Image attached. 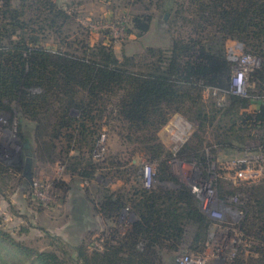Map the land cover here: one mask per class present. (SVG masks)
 <instances>
[{"label":"trees","instance_id":"trees-1","mask_svg":"<svg viewBox=\"0 0 264 264\" xmlns=\"http://www.w3.org/2000/svg\"><path fill=\"white\" fill-rule=\"evenodd\" d=\"M152 1L133 0L130 5L144 3V12L127 16V34L148 33ZM154 1L163 20L173 16L171 25L180 30H170L167 45L118 58L105 45L75 48L80 42L67 40L73 22L59 0H0V117L18 125L24 150L43 147V162H61L71 176L66 189L80 191V212L114 224L103 232L100 249L55 238L51 250L39 251L0 229V264H176L177 253L175 259L201 253L211 221L170 174L168 153L157 137L170 118L180 116L194 126L177 150L182 161L204 165L208 138L216 159L218 152L242 157L246 144L257 141L264 156V0ZM228 42L260 60L246 97L229 92ZM102 132L120 149L107 158L106 177L123 185L114 191L94 184ZM136 154L158 161L151 189L142 186L140 166L128 165ZM14 173L0 162L1 184ZM167 182L171 187L163 186ZM88 183L90 189L79 187ZM250 185L216 193L222 200L238 198L244 213L239 228L250 244L228 264H264V175ZM127 204L135 220L120 234L116 220Z\"/></svg>","mask_w":264,"mask_h":264},{"label":"rangeland","instance_id":"rangeland-1","mask_svg":"<svg viewBox=\"0 0 264 264\" xmlns=\"http://www.w3.org/2000/svg\"><path fill=\"white\" fill-rule=\"evenodd\" d=\"M59 2L62 6L61 9L67 16L72 18L73 30L71 29L72 34L67 40H73V38L79 40L80 44L74 45L75 48L83 45L87 48H94L98 44L105 45L110 47L118 58L121 57L122 52L130 54L140 52L145 46L149 45H167L171 35L170 30L171 32L174 29L175 32L180 30L178 25H171L173 16L168 22L163 20L164 11H159L157 2L154 0L149 4L147 13L155 15V17L148 33L144 36L125 32L128 24L127 16L130 13L144 12L142 11L144 3L130 5L133 0H59ZM177 2L182 4L183 0ZM231 44L232 42H228L225 50ZM204 96L206 98V92H204ZM250 108L252 107L247 108V111H250ZM172 119L170 118L166 125L159 130L157 137L168 153L166 163L169 172L179 184L186 187L191 193L189 186L195 176H213L215 184L212 182V186H214L218 195L220 192L229 194L231 191H238L243 188L249 189L251 182H240L233 179L232 170L229 169L227 164L221 162L220 158L223 156L220 155V152H218L219 160L216 159L217 157H213L212 150L217 148L209 145V138L208 143L204 146L206 154L204 165H199L194 159L189 162L183 160L187 166L184 169L176 168L175 159L179 161H182V159L178 154L173 156L174 143L170 134L175 129L173 128L167 133L164 130L166 126L171 127ZM193 132L194 126L191 125L186 140L190 138ZM256 147V142H253L247 143L244 148L247 156L254 160L257 159L255 157L257 153L253 151ZM22 150L24 149L20 140L18 125L9 123V118L1 116L0 162L11 169L13 168L15 173L6 185L0 183V229L6 232L15 242L39 251L51 250L53 248L51 242L55 238L72 245L84 242L91 249L93 246L100 249V242L104 238L102 234L107 230V223L99 216H94L91 213L90 215L84 214L83 211H79V208L83 207L77 200L81 194L66 189L71 182V176L65 173V169L60 164L61 162L53 164L43 162L48 158L43 147H34L30 144L29 149L24 150L28 154L20 156ZM118 152H120V149L117 144L113 143L112 140L108 141V137L102 132L94 155L99 165L94 184L104 185L110 191L123 186L121 181L114 183L106 177L108 176L106 173L107 158L118 154ZM120 155L124 156L122 153ZM124 157L126 158V156ZM26 158L29 159L28 165L25 164ZM128 160V165L140 166V168L143 162H152L155 170L157 169L158 161L141 157L138 154L133 155ZM196 169L200 173H196L194 171ZM92 184L88 183L86 186L80 185L79 187L87 190L91 188ZM163 186L169 188L171 184L167 182ZM125 206H128L127 214L122 215L121 212L120 217L116 220L115 227L120 234H124L129 228V224L135 220L130 204ZM75 209L79 211V213L77 211V216L74 215ZM228 228L230 230L227 233L229 237L237 239L236 232L243 233L240 228L231 226H228ZM210 234H216L213 222L210 223L207 239L209 244L214 245L218 240L216 236L212 238ZM235 248L237 251L242 248V245L237 243ZM177 254L174 255L175 262Z\"/></svg>","mask_w":264,"mask_h":264},{"label":"built area","instance_id":"built-area-1","mask_svg":"<svg viewBox=\"0 0 264 264\" xmlns=\"http://www.w3.org/2000/svg\"><path fill=\"white\" fill-rule=\"evenodd\" d=\"M226 57L231 64L229 92L246 97L249 92L254 89L253 83L249 81L250 74L260 66V60L255 55L247 53L243 50L240 43H232L228 46ZM170 128H164L165 132L171 131V140L174 143L173 156H176L178 148L186 141L191 125L180 116H175L171 120ZM260 159H252L247 155L232 158L227 162L229 169L233 172V179L240 182H256L263 177V167ZM187 164L184 161L175 159V167L184 169ZM200 173L198 169L194 170ZM155 167L152 162H143L141 165L142 186L144 189H151L154 185ZM213 176H195L190 184L191 193L198 201V206L202 214H204L216 229V244H209L207 239L204 249L198 254H181L177 257V264H225L232 260L236 254L235 246L237 243L242 247L250 246L245 241L241 232L237 231L236 236L229 237L227 233L229 228L237 227L243 219L244 213L239 206L237 197L229 199H220L215 192ZM213 182V184H212ZM128 208L122 210V215L127 214ZM219 235V236H218ZM218 236V237H217ZM221 237V239H220ZM227 238V239H226ZM220 239V241H219Z\"/></svg>","mask_w":264,"mask_h":264},{"label":"crops","instance_id":"crops-1","mask_svg":"<svg viewBox=\"0 0 264 264\" xmlns=\"http://www.w3.org/2000/svg\"><path fill=\"white\" fill-rule=\"evenodd\" d=\"M253 143V142H252ZM256 144H257V147L256 148H254L253 149V151H256L255 153H257L256 155H255V157L256 158H258V159H260L261 160V162H260V164L262 165V167H263V173H264V156H263V154H262V152L261 151H259V148H258V146H259V142L257 141L256 142ZM243 155H247V153H243L241 156H243ZM221 159V162H223V163H225V165L227 164V162L230 160V159H228V158H226V156H223V157H221L220 158ZM114 183H116V182H114ZM111 191H114V189H112ZM79 193H80V191H78ZM77 211L78 210H76L75 209V213H74V215L76 214V216H77V214L79 213H77ZM92 215H94V216H99L98 214H95L94 212H90ZM90 215V214H89ZM100 217V216H99ZM101 218V217H100ZM102 219V218H101ZM107 225V228H108V226H111V227H113L114 226V224H112V223H108V224H106ZM129 230V228L127 229V231ZM242 248H244V247H242ZM246 249V248H245ZM203 251V250H202ZM249 253L246 251V253L244 254V256H247ZM252 256H254V254H252ZM229 263V261L228 262H226L225 264H228Z\"/></svg>","mask_w":264,"mask_h":264},{"label":"flooded vegetation","instance_id":"flooded-vegetation-1","mask_svg":"<svg viewBox=\"0 0 264 264\" xmlns=\"http://www.w3.org/2000/svg\"><path fill=\"white\" fill-rule=\"evenodd\" d=\"M23 152H20V156H24V155H26V154H28V153H26L24 150H22ZM19 159H20V157H19ZM21 161V160H20ZM25 164L26 165H28L29 164V159L28 158H26V160H25Z\"/></svg>","mask_w":264,"mask_h":264}]
</instances>
